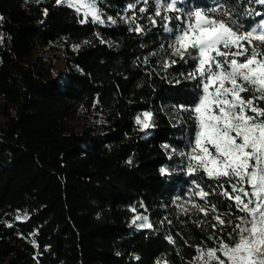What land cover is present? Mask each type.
I'll use <instances>...</instances> for the list:
<instances>
[{
	"label": "trees",
	"instance_id": "obj_1",
	"mask_svg": "<svg viewBox=\"0 0 264 264\" xmlns=\"http://www.w3.org/2000/svg\"><path fill=\"white\" fill-rule=\"evenodd\" d=\"M129 2L135 0H98L101 25L81 23L80 14L55 0H0V264H198L197 248L238 240L233 228L245 214L219 194L230 185L187 175L186 158L171 152H188L194 136L190 112L178 108L201 94L198 80L187 78L194 61L170 56L169 34L148 20L153 0L133 10L144 33L130 31L135 25L121 19L133 14L125 12ZM224 2L237 13L247 4ZM145 6L149 11L140 13ZM239 18L248 27L250 18ZM51 45L64 60L54 75L30 61L36 47ZM170 59L177 63L165 70ZM145 111L153 113L147 136L135 122ZM80 112L95 124L75 130L70 122ZM193 180L215 190L208 200L223 226L212 227L216 213L192 208L204 203ZM138 215L152 228L134 229Z\"/></svg>",
	"mask_w": 264,
	"mask_h": 264
},
{
	"label": "snow or ice",
	"instance_id": "obj_2",
	"mask_svg": "<svg viewBox=\"0 0 264 264\" xmlns=\"http://www.w3.org/2000/svg\"><path fill=\"white\" fill-rule=\"evenodd\" d=\"M55 2L78 13L83 11L81 23H87L88 17L92 23H106L98 0ZM139 3L141 0L129 2L125 12L133 14L121 19L135 25L130 31L143 34L145 29L136 22L133 11ZM143 3L147 6L149 0H143ZM252 3L264 6V0H247L243 5L242 0H236L237 6L242 5V11L237 13L236 8L227 6L224 0H212L207 7L178 6L183 5L184 0H153L152 14L148 16L153 27L161 26L163 32L169 34L171 57L185 63L188 59L194 61V70L187 78L198 80L201 90L192 106H178L180 111L190 112L194 120L190 150L177 153L172 148L171 152L186 158L187 175L203 173L209 180L227 182L230 191L225 189L219 194L232 201L229 207L234 205L237 211L245 214L238 217L240 223L233 228L238 236L234 245L220 239L218 247L197 248L195 259L203 264H264V12L249 7ZM146 6L139 7L138 11L148 12ZM47 14L45 9L44 15ZM239 17L250 18L248 27ZM256 17L260 19L252 23ZM156 18H160V25ZM107 22L116 24L112 16H107ZM3 39L0 34V43ZM78 48L79 45L74 46V50ZM176 63V59L165 60L163 67L167 70ZM152 117L150 111L143 112L142 118L136 117L141 131L153 127ZM162 147L167 150L170 145ZM160 172L165 174L167 169L161 168ZM192 184L196 189L193 194L204 201L203 204L192 203L190 197L188 202L192 203V208L205 216L209 212L216 213L212 219L217 223L212 227L223 226L225 220L217 206L208 200L216 194L215 190L206 191L195 180ZM219 187L224 188V184ZM181 207L188 212L183 205ZM137 220L143 223L136 224ZM132 223L141 229L152 228L147 216L138 215ZM228 235L231 237L232 233ZM168 240L173 242L171 237Z\"/></svg>",
	"mask_w": 264,
	"mask_h": 264
},
{
	"label": "rangeland",
	"instance_id": "obj_3",
	"mask_svg": "<svg viewBox=\"0 0 264 264\" xmlns=\"http://www.w3.org/2000/svg\"><path fill=\"white\" fill-rule=\"evenodd\" d=\"M61 5H63V4H61ZM262 8L264 10V6H262ZM78 14H80L82 16V18L84 19L83 11L79 12ZM259 19H260V17H258V20ZM88 20L91 21V17H88ZM0 34H1V32H0ZM61 55L62 54L59 51L57 45H51L49 47H36L32 51L30 61H35L36 64L39 67H41L42 69H48L49 68L50 71L54 75V74H56L59 71H62L64 69V60L61 58ZM142 113L138 114L137 116H141V118H142ZM136 117H135V122H136ZM4 124H5V118L0 115V128L3 127ZM70 124L74 127L75 130H79L82 126H85L88 124H95V122L92 119H90L89 117H86L83 112H80L74 119L71 120ZM138 127L140 129L139 125H138ZM149 130H150V128H148L144 131H141V129H140V131L142 132V134L144 136L149 135ZM140 223H143V221L137 220L136 224H140ZM136 224H133L131 222V225L134 229H136V230L141 229V228H138L136 226ZM221 258H223V257H221ZM160 264H166V263L161 262ZM198 264H203V262L198 261Z\"/></svg>",
	"mask_w": 264,
	"mask_h": 264
}]
</instances>
